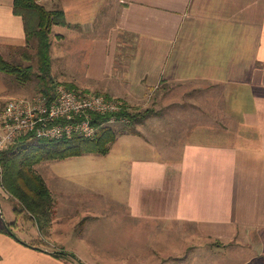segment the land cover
Returning a JSON list of instances; mask_svg holds the SVG:
<instances>
[{
  "label": "crops",
  "instance_id": "1",
  "mask_svg": "<svg viewBox=\"0 0 264 264\" xmlns=\"http://www.w3.org/2000/svg\"><path fill=\"white\" fill-rule=\"evenodd\" d=\"M14 2L0 0L4 56L27 45ZM44 2L66 19L52 29L53 81L122 99L141 115L134 124L112 125L126 132L108 155L72 158L111 164L88 160L92 179L74 181L83 189L88 184L91 194L61 198L62 216L43 178L55 199L49 235L37 232L27 212L9 209L10 221L0 215V264H78L56 252L81 264H121L120 256L98 262L87 248L97 250L98 238L107 235L104 250L136 251L152 231L169 228H188L226 249L250 248L244 264L264 260V0ZM2 75L0 97L9 91ZM1 172L0 200H11ZM104 174L113 175L122 195H103ZM110 205L119 211L104 224ZM82 217L96 219L80 231L84 248L55 239L62 220ZM5 223L15 225L16 238L2 230ZM99 226L112 230V238L104 228L93 234Z\"/></svg>",
  "mask_w": 264,
  "mask_h": 264
},
{
  "label": "trees",
  "instance_id": "2",
  "mask_svg": "<svg viewBox=\"0 0 264 264\" xmlns=\"http://www.w3.org/2000/svg\"><path fill=\"white\" fill-rule=\"evenodd\" d=\"M41 2L42 0H15L14 12L24 20L27 45L12 49L13 53H19L18 56L23 62L9 60L0 53V74L14 76L25 84H30L36 78L40 88L38 94L50 95L58 85L51 76L52 29L55 25H65L66 19L62 10H48ZM33 43L37 47L34 54L30 49ZM34 62L37 63L38 73L34 71ZM27 63L30 65H26ZM139 115L141 114L125 111L118 117L130 119L134 124ZM111 117L112 115L95 117V124L100 126L95 139L75 137L63 141H40L23 137L11 148L0 153L2 188L11 199L23 206L24 211L39 224L41 231L46 232V235H49L53 225L55 199L35 168L45 162L66 161L84 155H108L119 134L126 132L125 130L120 133L112 126H104ZM14 226L5 223L2 230L16 238L12 230ZM54 255L81 264L73 254L56 252Z\"/></svg>",
  "mask_w": 264,
  "mask_h": 264
},
{
  "label": "rangeland",
  "instance_id": "3",
  "mask_svg": "<svg viewBox=\"0 0 264 264\" xmlns=\"http://www.w3.org/2000/svg\"><path fill=\"white\" fill-rule=\"evenodd\" d=\"M42 4L47 9L51 8L50 2H44ZM30 49L33 54L36 53V44H31ZM4 54L9 60L15 59L18 62H23L21 57L18 56L19 53L17 54L8 51V53L6 52ZM26 65H30V63H27ZM32 65L34 67V71L38 73L39 70L37 63L34 62ZM1 79L8 84L9 91L6 95H4V97H0V113L7 101L11 98L35 95L40 92L36 78L30 84L22 83L21 80L7 74H3ZM89 159H98L99 161L97 163L106 166L108 169V166L111 164L109 161L102 159V157L88 156L84 159L45 162L35 168L37 173L47 181L49 187L53 190L54 196L57 198L56 200H58L59 207H61V216L63 206L61 198L64 199L67 195L84 197L91 194L89 190L87 191L88 184L85 185L83 183L84 186H86L85 189L76 186V181H79L80 178V181L88 182L94 175V169L87 167L91 164L88 163ZM98 180L99 183L102 181L103 186L101 189L104 196L117 194L122 195L121 192L117 191V185L113 180L112 174H104L103 178H99ZM57 185V188L54 187ZM67 190L70 192V194H66ZM115 206L116 205H110L102 212V218H104L101 221L102 223H109L112 221V219H114V213L119 211ZM65 207L68 208L67 206ZM9 209H13L24 215L26 212L24 211L23 206L18 204L13 199L5 200L4 198H1L0 215L3 214L1 220H4V218L7 221L12 220V215L10 214L11 212ZM78 217H80V215H78ZM95 221L96 219H86L85 217H82V220H62L61 233H59V229L55 239L65 244L68 243L77 250H81V248L84 247L80 245V231L82 228L85 229L86 225L87 229L92 228V225L95 223ZM35 225V228L39 234L43 236L47 234L46 232L41 231L37 222ZM102 228H104L105 233L108 232L110 234L109 237L112 238V230L109 231L106 227L102 226H99V228L96 229L93 234L97 233L98 236L100 231L103 230ZM178 229L182 231L181 228ZM178 229L169 228L159 233L152 231L151 235L149 234V236L145 237L146 243H144L142 246H137L136 251L130 250L129 252L116 254L114 251L104 250L103 243L106 244L105 238H108V236L105 235L103 238H98L99 247L95 248L97 250L92 251L87 248V251L89 252L88 256L94 255L96 258L97 256L101 257L102 259H99L98 262L114 260V263L117 262V260L114 258H116V256H120L122 261L121 264H244L243 261L248 259V257L254 253L250 248H248V250L245 249L244 252L238 247L226 249L219 244L211 245L207 238L193 235L191 230L188 228H183L184 231L182 232H179ZM120 259H118V261ZM251 264H264V260L258 257Z\"/></svg>",
  "mask_w": 264,
  "mask_h": 264
},
{
  "label": "built area",
  "instance_id": "4",
  "mask_svg": "<svg viewBox=\"0 0 264 264\" xmlns=\"http://www.w3.org/2000/svg\"><path fill=\"white\" fill-rule=\"evenodd\" d=\"M129 111L127 103L94 91L57 85L50 95L37 93L11 98L0 113V153L12 147L20 138L63 141L75 137L95 139L100 126L97 115H112L104 126H112L118 115Z\"/></svg>",
  "mask_w": 264,
  "mask_h": 264
}]
</instances>
